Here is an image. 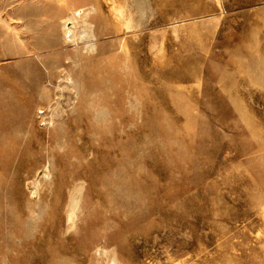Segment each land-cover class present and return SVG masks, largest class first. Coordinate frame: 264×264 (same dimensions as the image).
Here are the masks:
<instances>
[{
	"label": "rangeland",
	"instance_id": "374dc122",
	"mask_svg": "<svg viewBox=\"0 0 264 264\" xmlns=\"http://www.w3.org/2000/svg\"><path fill=\"white\" fill-rule=\"evenodd\" d=\"M0 264H264V0H0Z\"/></svg>",
	"mask_w": 264,
	"mask_h": 264
},
{
	"label": "bare ground",
	"instance_id": "6f19581e",
	"mask_svg": "<svg viewBox=\"0 0 264 264\" xmlns=\"http://www.w3.org/2000/svg\"><path fill=\"white\" fill-rule=\"evenodd\" d=\"M80 35H81V37H84V36H86L85 35V32L84 31H82L81 33H80ZM12 153V152H11ZM44 174H45V177L48 175V171H47V168L46 167H44ZM75 176V175H74ZM42 177V176H41ZM35 185H37V184H35ZM34 185V183H33V185H31V187H32V189H33V191H35V189H36V186ZM74 198H71V202L72 203H74ZM73 209H74V207H73ZM71 215V214H70ZM69 215V217H71Z\"/></svg>",
	"mask_w": 264,
	"mask_h": 264
}]
</instances>
